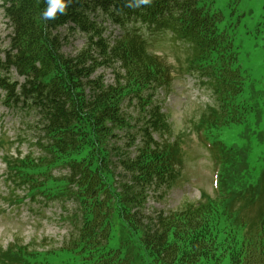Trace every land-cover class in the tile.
Returning <instances> with one entry per match:
<instances>
[{
	"label": "trees",
	"instance_id": "1",
	"mask_svg": "<svg viewBox=\"0 0 264 264\" xmlns=\"http://www.w3.org/2000/svg\"><path fill=\"white\" fill-rule=\"evenodd\" d=\"M0 2L12 30L0 58L3 99L34 110L40 129V156H7L8 180L33 200L43 195L77 205L66 217L73 228L63 246L40 252L16 244L0 252V261L264 264V176L247 186L248 175L232 171L228 183L224 173L242 164L220 140L218 196L145 212L151 193L163 196L183 166L174 127L155 99L160 89L170 91L175 72L152 51L146 27L188 43L182 66L207 78L214 99L200 116L206 129L264 113V82L258 85L250 72L259 66L256 54L247 61L216 0H69L64 14L48 20L47 0ZM110 26L120 34H107ZM77 31L86 44L67 54L63 48ZM100 68L112 70L111 83ZM13 69L24 82L13 80ZM61 167L67 174L54 177L52 169ZM244 188L251 190L242 194ZM252 201L263 212L255 231L242 214Z\"/></svg>",
	"mask_w": 264,
	"mask_h": 264
},
{
	"label": "rangeland",
	"instance_id": "2",
	"mask_svg": "<svg viewBox=\"0 0 264 264\" xmlns=\"http://www.w3.org/2000/svg\"><path fill=\"white\" fill-rule=\"evenodd\" d=\"M216 7L224 14L223 23L230 24V29L235 27V37L247 61L249 62V55L256 54L259 56L257 59L263 64L264 0H216ZM112 30L114 32L111 37L119 35V30L114 26H110L107 34ZM11 31L4 10L0 6L1 59L10 42ZM144 33L151 41L152 50L163 56L175 71L171 92L165 95L166 97L160 92L159 98L162 99V111L168 115L174 127L183 158L182 171L176 183L166 190L163 196H160L159 192L156 194L152 192L145 212L150 214L161 210L169 211L180 208L185 202L198 201L205 196L211 198L218 196L220 185H217L216 178L218 177L219 181L223 170L221 172L219 160L215 157L217 152L211 151L213 148L209 147L208 140H205L201 134L204 132L213 141H222L226 149L236 153L237 160L241 161V167L224 173L228 183L232 181L229 180L230 173L238 171L236 175L240 178L248 175L250 182L247 186L251 183L254 185L264 176V113L260 112L256 115L257 119L251 115L241 124L206 129L200 116L206 106L213 103V97L209 88L199 80L195 82V78L188 75L185 67L182 66L186 64L189 55L188 44L175 38L169 31L157 32L155 35L148 34V31L144 30ZM86 39L82 32H73L63 51L67 54H76L86 44ZM259 50L263 56H260ZM103 72L106 82L111 83L112 70L104 68L98 70V73ZM253 75L256 76L255 73ZM11 77L19 83L24 82V77L16 69L11 71ZM4 95L0 88V252L7 251L16 244L28 246V251L43 252L59 248L67 242L73 228L65 216H69L77 205L69 199L66 201L64 199L63 202L47 200L43 195H38L33 200L30 196H26L27 190L22 188L17 190V193L10 194L9 183L4 181L7 175L5 155L10 152L14 156L18 153L23 156L28 153H33L36 157L40 156L41 152L35 144L40 129L37 126L39 116L34 110L22 105L7 106L3 101ZM251 103L254 105L256 102L251 101ZM3 138L6 141H3ZM51 172L54 177L60 178L68 170L61 167L54 168ZM236 175L231 174V178ZM250 190L244 188L242 194ZM259 204L255 201L249 202L242 212L247 216L245 219L252 225L254 231L258 229L257 223L260 222L263 214ZM0 264L5 263L0 261Z\"/></svg>",
	"mask_w": 264,
	"mask_h": 264
},
{
	"label": "clouds",
	"instance_id": "3",
	"mask_svg": "<svg viewBox=\"0 0 264 264\" xmlns=\"http://www.w3.org/2000/svg\"><path fill=\"white\" fill-rule=\"evenodd\" d=\"M142 2L147 3L148 0H142ZM68 3L69 0H47V7L42 13L44 19H55L58 13L64 14Z\"/></svg>",
	"mask_w": 264,
	"mask_h": 264
}]
</instances>
